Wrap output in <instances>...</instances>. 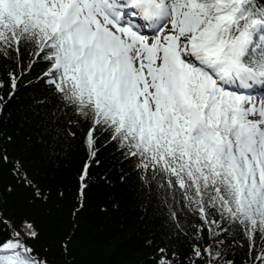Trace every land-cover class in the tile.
I'll list each match as a JSON object with an SVG mask.
<instances>
[{"label":"snow or ice","instance_id":"6c2138e0","mask_svg":"<svg viewBox=\"0 0 264 264\" xmlns=\"http://www.w3.org/2000/svg\"><path fill=\"white\" fill-rule=\"evenodd\" d=\"M24 54L31 58L29 70L47 63L41 79L62 108L87 125L81 196L90 161L98 163V136L107 133L148 194L182 190V200L208 225L210 239L226 232L225 223L239 228L250 241V255L258 251L254 258L264 264V98L257 102L254 96L257 89L264 95V3L0 0V59L19 66ZM8 77L14 90L19 77L13 71ZM6 103L0 96V111ZM45 134L55 145L63 130L50 123ZM5 163L12 164L18 184L32 189L33 200L47 202L22 164L0 147V165ZM4 191L13 188L0 190V231L8 233L0 235V264H49L27 243L38 235L30 220H4ZM222 243L193 246L194 256L221 264ZM61 248L69 253L67 243ZM158 251L159 264H179L175 252L170 258L164 248Z\"/></svg>","mask_w":264,"mask_h":264},{"label":"trees","instance_id":"16d2710c","mask_svg":"<svg viewBox=\"0 0 264 264\" xmlns=\"http://www.w3.org/2000/svg\"><path fill=\"white\" fill-rule=\"evenodd\" d=\"M30 59L27 54L22 55L19 66L14 60L0 59V82L4 84L0 96L7 101L0 111V147L10 161L22 164L29 178L49 198L47 202L33 200L32 189L18 184L12 175L11 163L0 165V190L9 185L13 188L11 193L3 192L4 220L18 225L27 219L34 224L38 235L27 243L38 258L46 257L49 264H159L158 250L164 248L170 258L176 253L174 259L179 264H190L191 260L203 264L194 256L193 246L203 248L222 241L221 264L229 260L233 264H260L254 258L259 252L250 255V241L239 228L225 223L226 232L210 239L208 225L194 214V206L189 207L182 200V190L148 194L133 163L107 133L98 136L94 158L98 163L90 161L86 189L81 196L79 176L89 160L83 142L87 125L78 121L70 108L63 109L41 79L47 63L38 61L29 70ZM9 71L19 77L14 90ZM9 92L13 93L11 99ZM50 123L63 130L55 145L45 134ZM165 199L167 203L163 202ZM171 212H175V217ZM213 218L219 220L218 216L210 219ZM201 225L203 228L197 232ZM211 227L218 231L215 225ZM0 235L6 238L8 233L0 231ZM65 243L68 254L61 248ZM260 247L257 238L256 248Z\"/></svg>","mask_w":264,"mask_h":264},{"label":"rangeland","instance_id":"374dc122","mask_svg":"<svg viewBox=\"0 0 264 264\" xmlns=\"http://www.w3.org/2000/svg\"><path fill=\"white\" fill-rule=\"evenodd\" d=\"M138 23H139V22H138ZM254 96H255V99H256L257 102H259V100H260L261 98H264V95H262V93H261L260 91H258V89H257V91L254 93Z\"/></svg>","mask_w":264,"mask_h":264}]
</instances>
